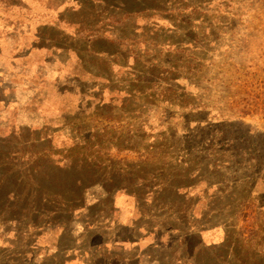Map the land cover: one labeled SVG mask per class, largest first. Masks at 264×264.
<instances>
[{"label": "rangeland", "instance_id": "1", "mask_svg": "<svg viewBox=\"0 0 264 264\" xmlns=\"http://www.w3.org/2000/svg\"><path fill=\"white\" fill-rule=\"evenodd\" d=\"M23 1L0 6V264H264V0Z\"/></svg>", "mask_w": 264, "mask_h": 264}, {"label": "trees", "instance_id": "2", "mask_svg": "<svg viewBox=\"0 0 264 264\" xmlns=\"http://www.w3.org/2000/svg\"><path fill=\"white\" fill-rule=\"evenodd\" d=\"M22 2H24V1L23 0H15V2H13V0H0V6L3 7L4 10H7L9 7L14 6V3H16L17 4V9L27 8L26 7L27 6V3L25 2V4H24ZM20 4H21V6H20ZM23 11L26 12L25 9ZM93 188L94 187H90L89 189H87L86 191L83 192L82 197H83V204L85 206L93 205V204H95L94 202H96V201H98L100 199L98 197L96 199V201H94V202H88L86 200V192L88 190H92ZM102 198H103V196H102ZM79 219H82L83 220L82 221V224H81V226L79 228V230L75 229L74 231H76V232H74V231H72V229H70V228L68 229L67 236H69L70 238H73V239L78 238L79 236L83 235L85 233L86 229L88 228V227H86L87 222L84 220V218H78V220ZM3 221H2V223L3 224L4 223L6 224V221H4V222ZM61 223H62V221H60L58 219H56V220L53 219L52 221L49 222V224L47 225V227H44V226L43 227H44V229L48 228V230H50V229L56 228L57 226L61 225ZM153 235H154L153 239L155 238L154 240H158V241L161 240L162 243H166V242H164V240L166 239L165 238L166 237L165 233H159V234L158 233H156V234L153 233Z\"/></svg>", "mask_w": 264, "mask_h": 264}, {"label": "crops", "instance_id": "3", "mask_svg": "<svg viewBox=\"0 0 264 264\" xmlns=\"http://www.w3.org/2000/svg\"><path fill=\"white\" fill-rule=\"evenodd\" d=\"M116 196H117V194H116ZM115 196V197H116ZM135 206H136V203H135ZM115 207V206H114ZM138 215V214H137ZM138 217H140V216H138ZM133 220V221H132ZM134 222L135 221V218H131L130 219V222ZM130 222H126V223H123V221H122V219H117L116 221H114V226H113V228L112 229H114L115 230V226H117V227H120L121 229H122V233L123 234H125V232L127 231V229H129V227L131 226V224L132 223H130ZM113 223V222H112ZM110 227H111V225H110ZM116 231V230H115ZM118 235V234H117ZM120 238V239H119ZM119 238H117L116 237V235H115V239H114V237H111V239H110V245L113 247L114 245H118V244H114V243H117L115 240H118V243H120V242H125L126 240L125 239H123L124 237H119ZM120 244H122V243H120ZM107 247H109V246H107ZM112 252V251H111ZM140 257L141 256H139L138 258H137V262H136V264H141V260H140ZM142 258H145V257H141V259ZM130 264L129 262H128V260H126V261H123L122 260V262L120 263V264Z\"/></svg>", "mask_w": 264, "mask_h": 264}]
</instances>
